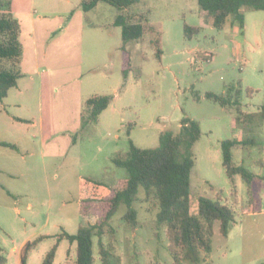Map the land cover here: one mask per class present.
<instances>
[{
    "label": "rangeland",
    "instance_id": "1",
    "mask_svg": "<svg viewBox=\"0 0 264 264\" xmlns=\"http://www.w3.org/2000/svg\"><path fill=\"white\" fill-rule=\"evenodd\" d=\"M11 1L23 53L22 75L0 99V141L16 146L0 145V244L6 264H21L25 243L39 236L44 237L24 264H41L55 243L52 264H72L76 244L57 241V235L95 221L93 215L82 219L80 201L100 203L127 175L112 157L124 154L130 139L138 147L157 146L160 132H178L185 115L201 129L193 145L191 212L200 196L219 198L236 220L226 237L214 222L212 250L200 264H264V213H244L251 203H264V179L247 182L236 174L231 180L220 148L223 139L251 140L234 147L233 161L264 174V120L236 119L264 104V10L242 8V28L230 15L217 29L197 0H139L122 12L160 31L162 55L158 59L151 45L154 30L128 42L130 69L124 77L116 7L99 1L84 11L81 0ZM186 25L199 31L189 37ZM208 91L238 104L223 106L207 98ZM96 95L112 98L97 120L85 124L86 100ZM132 207L135 219L127 220L128 208L121 204L101 238L111 248L112 264H176L166 226L156 221V200L141 189ZM99 252L93 236V264H101ZM177 255L178 264H194L182 252Z\"/></svg>",
    "mask_w": 264,
    "mask_h": 264
},
{
    "label": "trees",
    "instance_id": "2",
    "mask_svg": "<svg viewBox=\"0 0 264 264\" xmlns=\"http://www.w3.org/2000/svg\"><path fill=\"white\" fill-rule=\"evenodd\" d=\"M99 1H104L116 7L120 12L116 15L113 24L121 29L123 42L124 67L123 75L127 76L130 69V56L125 44L140 39L149 31H155L151 45L155 48L154 54L160 59L162 55L160 31H156L147 19L132 20L125 15V10L139 0H81L80 5L84 11L96 6ZM200 8L212 17V25L221 29L227 18L232 15L242 28L244 26V13L242 8L264 10V0H197ZM11 0H0V99L4 98L8 90L15 86L22 75L20 61L23 46L19 40L20 23L11 12ZM198 27L185 26V34L191 36L197 33ZM153 42V43H152ZM236 90V95L239 93ZM207 98L219 104L237 105V99L231 100L228 95H219L208 91ZM110 95H96L86 100L87 116L84 120H97L98 115L108 106ZM243 117L237 116L241 122H252L256 117L264 120V104L258 112H240ZM129 134V132H128ZM201 134L200 124L197 120L185 115L180 120L179 131L164 130L159 134L158 145L155 147H138L129 140V149L124 154L112 157L111 161L118 167L127 171L125 177L119 178L111 185L109 192L101 197L100 203L95 198H84L80 201V215L82 219L96 216L93 223H81L75 233L62 230L57 235V241L66 238L70 243H75V259L72 264H93V236L98 237L100 246L101 264H112V251L105 246L101 238L105 233L109 221L121 204L128 208L126 218L128 221L135 219L133 201L141 189L145 195L154 198L157 202L156 221L159 225L166 226V236L169 241L168 249L178 264V253L194 264L206 262L212 250L211 237L214 233V222L219 221V232L227 236L236 220L233 211L219 198L200 196L196 212L190 209V174L194 165L193 145ZM251 143V140H237L234 138L220 141L222 152V165L227 176L232 180L239 174L247 182L253 179H264V175L249 170L243 164L233 161V149L238 144ZM1 146L16 148L14 144L0 141ZM101 207V208H100ZM103 209V210H102ZM256 210L255 207L248 211ZM42 237L27 241L21 254V264L25 263L26 253ZM57 243L53 244L45 253L41 264H52ZM0 244V264H6Z\"/></svg>",
    "mask_w": 264,
    "mask_h": 264
},
{
    "label": "crops",
    "instance_id": "3",
    "mask_svg": "<svg viewBox=\"0 0 264 264\" xmlns=\"http://www.w3.org/2000/svg\"><path fill=\"white\" fill-rule=\"evenodd\" d=\"M261 175H264V174H261ZM252 207H255L256 210H254V211H248ZM248 210L246 212H244V213H247L248 215L256 214V213L262 214V213H264V203H257V204L256 203L255 204L254 203H251L250 204V207L248 208Z\"/></svg>",
    "mask_w": 264,
    "mask_h": 264
}]
</instances>
